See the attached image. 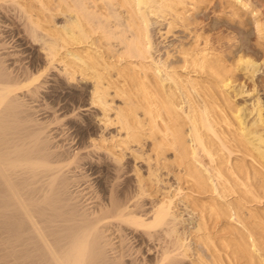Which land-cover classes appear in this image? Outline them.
<instances>
[{
  "label": "bare ground",
  "instance_id": "obj_1",
  "mask_svg": "<svg viewBox=\"0 0 264 264\" xmlns=\"http://www.w3.org/2000/svg\"><path fill=\"white\" fill-rule=\"evenodd\" d=\"M0 1H3L2 8L16 12V18L21 20L26 38L31 43L30 58L26 63L21 62L19 67L9 63L7 55L0 52V214L2 212L4 220L2 226L3 223L10 224L12 235L23 240L19 242L12 238L13 244L24 243L21 246L25 259L40 257V264L195 262L186 263L184 259L187 248L177 227V217L171 213V203L152 201L150 208L145 207L142 197L147 188L138 172L136 178L120 179L122 158L101 143L91 140L87 143L91 126L85 123L82 110L75 113L73 122L70 121L77 148L86 142V146L92 147L87 152L89 155L92 151L104 149L107 152L99 153L115 165V172L114 178L104 184L106 195L95 206H85L73 193L70 186L79 177L68 175V171L73 165L80 166L81 158L77 152L60 149L55 144L47 129L49 124L35 116V106L28 101H36L49 81L48 74L40 69L39 59L44 57L42 59L51 65L50 69H58L55 73L59 76L56 80L59 86L72 89L71 86L76 85L73 81L77 80L81 86L92 89L87 93L88 101L100 107L101 111L94 109L96 115L100 112L110 119L108 97L113 86L117 95H123L124 104L116 108L114 119L125 130L124 142L150 140L158 157L172 150L185 180L203 192L217 191L210 182V175L198 165V151L201 150L214 163L213 174L220 179L222 188L219 196L232 187L230 180L234 187H239L240 197L235 198L236 202H223L215 195L186 200L187 206L195 212L197 230L209 229L210 222L213 227L219 226L217 232L203 235L202 242L209 256L200 257L196 264H264V256L258 254L261 251L264 255V210H248L243 228H232L231 223L232 215L241 216L247 203L264 199V128L261 131V128L247 127L243 114L229 100L225 88L234 61L213 54L206 44L199 45L200 48L191 50L185 61L206 76L201 82L188 78L181 86V80L175 79L174 85L167 84L160 77L159 70L152 71L142 60L138 64L131 60L146 58L151 48L149 13L170 15L173 21L182 20L191 0H57L55 10L64 15L62 22L58 20L60 24L55 19L58 13L46 19L48 14L44 10L49 12L52 9L51 0L46 1L48 3L39 0V9L21 0ZM239 2V6L237 3L232 5L234 12H238L239 7L249 9V0ZM115 5L126 13V21L122 18L125 28L120 30L116 28L118 19L116 30H113L110 16L103 13L105 8ZM251 12V22L258 39H261L264 37V23L258 17V11ZM100 30L109 41L120 32L116 38L125 65L118 64L113 68L99 54L91 52H75L76 60L72 59L71 63L59 58L61 49L88 42ZM246 63L252 64L250 60ZM179 86L187 93L189 110L186 115L180 110ZM81 90L76 88L85 95L86 91ZM78 108L81 105L70 110ZM59 118L60 115L56 117ZM260 119L263 121L262 115ZM234 150L242 155L232 160ZM111 225L120 230L131 229L149 240L157 239L159 243L155 246L161 248L152 259L139 261L112 257L108 248L110 240L105 234ZM9 243H5L6 247Z\"/></svg>",
  "mask_w": 264,
  "mask_h": 264
},
{
  "label": "rangeland",
  "instance_id": "obj_2",
  "mask_svg": "<svg viewBox=\"0 0 264 264\" xmlns=\"http://www.w3.org/2000/svg\"><path fill=\"white\" fill-rule=\"evenodd\" d=\"M21 1H25L24 3L26 4L31 3L29 5H32L33 8L36 7L35 9L41 7L39 0ZM51 1V12L49 11V13L48 10H44L45 14L49 15L46 14V19L52 17L50 16L51 14L58 13L55 19L57 18L56 22L60 24L59 21L62 22L64 15L55 10V8L57 9V0ZM239 1L245 0H191L188 2L189 10L185 13L184 19L176 21H173L170 15L164 17L155 12L149 13L151 48L146 58H131V60L134 64H138L142 60L145 66L151 67L152 71L159 70L160 77L167 84L174 85L176 84L174 80L177 79V81H182L181 83L183 84H180L182 86L185 85L188 78L201 82V79L206 74L203 75L195 71L189 61H185V57L192 52L191 50H195V47L197 49V47L200 48L206 44V47L210 48L213 54L221 55L229 62L233 63L234 61V64L230 66L229 84L225 88L226 93L230 102L238 109V112L243 114L241 116L247 127L255 130L256 128L258 130L261 128L262 131L264 128V37L258 39L254 25L251 22L253 15L251 14V10L258 11V17L264 23V0H249V9L237 8L242 17L240 14L237 15L238 12H234L235 7H232L234 3H237V6H239ZM2 2L0 1V52L4 54L3 56L7 55L9 63H13L12 65L15 64L14 66L19 67L22 63H26L29 60L31 43L26 38L21 20L16 18V12L10 10V8L7 10L4 7L2 8ZM55 5L56 7H54ZM98 10L100 11V9ZM121 11L122 9L118 5L107 7L103 11L104 14L108 13L110 16L112 21L110 26L113 30L125 28L126 13L124 10V13ZM116 20L120 24L119 22L117 24ZM119 35L120 32L119 34L115 33V38L113 37L109 41L102 36L100 30L94 33L88 42L69 45L67 46L68 48L61 49L59 58L67 60V63H71L70 61H73L72 59L76 57L74 55L75 52H91V54H99L113 68L117 67L118 64L123 66L126 63L123 58L124 56L121 54L122 49L118 44V38H116ZM38 44L36 42V45ZM41 52L44 54V50H41ZM42 58L44 59V57H40L41 60L39 59L40 69L48 74L46 76L49 78V81L44 84L45 88H42L39 96L35 98L36 101L32 102L29 96L27 98L30 100L26 97L25 100L27 99L30 105L35 106V116L49 124L47 129L49 134L53 135L55 144L60 149H66L70 152L74 151V153L77 152L79 158H81V165L78 167L73 165L70 167L72 170L68 171V175L79 177V180H74L70 187L73 193L78 196L77 198L80 202L84 205L86 204L89 208L90 206H95L94 204L98 203L106 195V185L104 184L106 182L109 183L114 178L113 173L115 172V165L110 163L106 156L99 153L107 152L104 149H100L98 152L92 151L89 155L87 152L92 150V147L86 146V142L77 148V139L74 140L70 123L75 120V113L77 114L79 110H82L83 115L85 114L83 118L85 123L91 126L90 136H87V143L89 144L91 141L101 143L107 150L115 151L122 158L123 167L119 169V173L122 175L120 179L129 180V177L132 176L136 178L138 172V175L143 180V184L147 188L146 194L142 197V201L146 203L145 207L150 208L152 201L171 203V213L177 217V227L186 244L187 256L184 257L186 263L191 260L199 262L200 257L207 258L209 251L202 242L204 240H202L204 238L203 235L211 231L217 232L219 226L213 227V222H210L209 229L197 230V222L195 223L194 220L195 212L187 206L186 200H192V198L206 199V196H219L222 192L220 179L213 174L215 171L213 167L214 163L210 161V157L203 151H198V165L202 166V169L210 175V182L215 186L217 191L203 192V190L196 188L192 182L185 180L186 176L180 171L181 169L175 161L172 150L158 157L150 144V140L141 143L132 141L130 144L124 142L125 130L121 129L120 123H117V120L114 119L116 108L124 104V98L123 95L115 93L114 86L110 89L111 94L108 97L110 119H106L100 112L96 115L94 109L100 110V107L92 105L88 101L87 93L92 89L89 90L88 87L81 86L77 80L73 81L76 85L71 86L72 89L64 85L59 86L56 83L59 76L55 73L58 69H50L51 65L46 63V60ZM247 60H250L252 64H247ZM56 63L59 64L60 62ZM62 64L60 63L59 65ZM178 75L180 78H178ZM90 82L88 81V83ZM181 86H179L177 94L182 101L180 102V110L186 115L189 110V102L186 96L187 93H185ZM77 87L80 90L82 89L81 92L85 90V95L77 92ZM77 90L79 91V89ZM78 105H81V108L75 111L70 110V108L72 109ZM58 115H60V118L56 119ZM260 115H262L263 121H261ZM260 122L263 124L261 125ZM241 155L242 153L234 150L231 154V159H237V156ZM94 165L95 167L92 168ZM229 184L232 185L231 189L228 188V190H225L224 195L221 194L219 196L223 202H234L235 198L240 197L239 187H234V183L231 180ZM246 205L247 208L244 209L241 216L232 215V228H243V225L246 224L244 220L249 216L248 210H256V208L264 210V199L255 200ZM1 215L2 212L0 214V219H2L0 221V226L2 227H0V264H40V257L25 259L22 256L24 248L21 245L24 243L22 242L19 245L14 242L13 244V237L15 235H12L10 224L3 223L2 226L4 220ZM4 224L6 225L4 226ZM9 233L11 234L10 236L8 235ZM105 234L110 240V244L108 245L109 255L118 257V259L122 257L124 260L137 259L141 261L143 258L152 259L156 255L158 248H161L160 246H155L156 243H159V240H155L154 238L149 240V237L145 238L131 229L120 230L118 227L111 225ZM17 239L19 241V236L15 237L14 241ZM20 241L23 240L20 239ZM5 243H9L10 245L6 247L7 244ZM23 252L26 253L25 251ZM260 252L258 254L264 256ZM195 262L193 264H196Z\"/></svg>",
  "mask_w": 264,
  "mask_h": 264
}]
</instances>
